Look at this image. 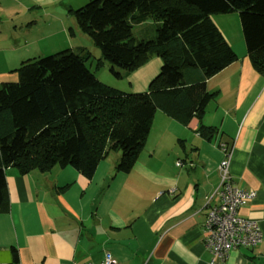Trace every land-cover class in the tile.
<instances>
[{
	"label": "crops",
	"instance_id": "1",
	"mask_svg": "<svg viewBox=\"0 0 264 264\" xmlns=\"http://www.w3.org/2000/svg\"><path fill=\"white\" fill-rule=\"evenodd\" d=\"M88 1L0 0V84L15 81L24 59L47 50L84 46L96 55L69 12ZM211 19L236 55L206 80L216 95L202 122L215 137L204 139L195 117L182 125L157 109L127 173L115 169L118 152L100 160L91 178L72 167L6 168L0 264H99L105 251L118 264H208L205 201L219 182L220 142L232 147L234 185L255 192L238 214L258 222L262 240L218 264H264V77L249 59L238 13ZM155 57L130 73L132 91L145 90L158 73Z\"/></svg>",
	"mask_w": 264,
	"mask_h": 264
},
{
	"label": "trees",
	"instance_id": "2",
	"mask_svg": "<svg viewBox=\"0 0 264 264\" xmlns=\"http://www.w3.org/2000/svg\"><path fill=\"white\" fill-rule=\"evenodd\" d=\"M233 11L264 77V0H89L69 10L100 51L96 69L106 62L123 78L156 56L159 72L145 90L123 92L87 67L93 53L84 46L24 59L13 70L17 79L0 84V210L8 167L20 174L72 167L91 178L100 160L118 152L115 169L129 172L157 109L182 125L195 117L199 134L215 137L202 122L216 95L206 80L236 55L211 15Z\"/></svg>",
	"mask_w": 264,
	"mask_h": 264
},
{
	"label": "built area",
	"instance_id": "3",
	"mask_svg": "<svg viewBox=\"0 0 264 264\" xmlns=\"http://www.w3.org/2000/svg\"><path fill=\"white\" fill-rule=\"evenodd\" d=\"M222 158L217 170L219 182L211 194L207 195L204 228L205 245L211 257L208 264H218L228 253L240 247H255L262 240L258 222L238 214L248 199L255 196L253 190H244L234 185L229 174L231 148L226 143H218ZM176 165L181 166V160ZM73 264H92L77 261ZM99 264H118L110 252L105 251Z\"/></svg>",
	"mask_w": 264,
	"mask_h": 264
},
{
	"label": "rangeland",
	"instance_id": "4",
	"mask_svg": "<svg viewBox=\"0 0 264 264\" xmlns=\"http://www.w3.org/2000/svg\"><path fill=\"white\" fill-rule=\"evenodd\" d=\"M91 47H92L93 50L96 51V55L93 54L91 59L88 62H86L87 67L89 69H91L94 73L96 72L97 77L100 80H102L104 83H107L108 85L114 86V87L120 89L123 92H136V91H132L131 90L132 87L136 83L135 82H131L130 83V74L128 76H126V77H123V78H117L110 72V70H109L110 65L108 63H106V62H104L103 65H101L100 67H97V69H96L97 58L100 57V51H99V49H97L93 45H91ZM47 51L48 52H45L46 54H43V55H40V56L52 54V53H55V52L60 51V50H52L51 52H49V50H47ZM155 58H157V57H155ZM157 59L160 62V59L159 58H157ZM114 68H118V67H114ZM159 69H160V66H159ZM118 70H120V69L118 68ZM158 72H159V70H158Z\"/></svg>",
	"mask_w": 264,
	"mask_h": 264
}]
</instances>
